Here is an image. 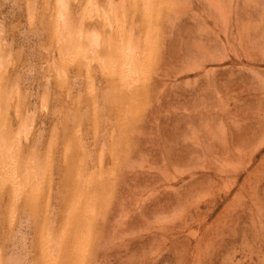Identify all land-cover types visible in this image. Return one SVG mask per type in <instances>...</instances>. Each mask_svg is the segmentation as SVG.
<instances>
[{"label":"rangeland","instance_id":"1","mask_svg":"<svg viewBox=\"0 0 264 264\" xmlns=\"http://www.w3.org/2000/svg\"><path fill=\"white\" fill-rule=\"evenodd\" d=\"M190 1L195 0L175 2L189 5ZM29 2L31 0H0V24L9 41L11 60L8 65L20 80V100L28 107L27 112L32 113V127L23 142H28L29 147H41L48 157H43L46 163L42 180L45 189H49L50 184L53 211L59 204L61 176L69 161L85 160L83 170L87 173L81 172L82 178L86 179L90 173L94 181L105 180L101 189L92 181L88 196L95 215L84 237L87 254L76 264H264V214L260 219L256 214L252 218L249 215L258 207L259 200L264 212V176L260 179L257 174L264 166V146L248 169L240 171L234 186L231 176L216 182L215 187L209 183L216 176L214 157L219 151L212 142L214 153L205 159H210L209 166L198 168L201 160L196 163L190 160L176 168L170 166L167 181L160 180L162 177L155 179V167L161 164V149H171V154L176 156L188 153L197 156L194 142L188 145L174 142L185 134L192 138L190 127L199 131L206 124L209 130L221 132L224 129L226 134L240 138L246 130L233 122L239 123L240 118L255 120V114L264 108L263 87L261 82L257 84L258 77L251 71L252 63L246 55L252 48V36L241 34L239 59L231 52H226L227 56L222 52L227 50L224 42L216 39L214 45V41L209 40L206 53L210 56H206L205 72L192 68L182 73L179 69L185 66L179 55L170 77L160 75L169 70L158 68L160 74L155 77L163 82L149 98H140L122 113L109 107L106 85H100L99 78H95L91 88L85 80L81 82L85 73H74V66H67V81L46 88V80L54 82L48 73L51 63L59 61V53L53 37L42 30L36 19L28 20ZM255 4L264 5V0ZM101 5L104 4L101 2ZM39 7L42 4H38ZM191 14L181 17L187 25L182 30L187 34L183 37L190 36V41L183 42L187 45L196 39L203 44V39L195 37L197 25ZM254 17V23H258L259 16ZM60 63L62 68L64 63ZM257 65L264 73V63ZM254 84L257 86L253 87ZM43 90H47V103L40 101ZM66 91L69 96L65 95ZM93 91L97 94L86 102V94ZM77 98L86 104L79 115L74 116ZM117 113L119 117L133 113L129 119L132 131H128L121 145L125 150L132 149L134 155L112 169L106 146L110 144L109 134L117 121ZM71 134L78 137L68 141ZM63 152L67 155L63 156ZM251 170L255 172L250 176ZM200 174L205 175L199 177ZM259 180H262L261 188L254 191L255 201L251 202L249 187ZM60 215L56 214L59 220L56 224L60 222ZM36 221L20 198L9 202L4 192H0V251L4 258H15L18 264H40L39 250L32 238L38 226Z\"/></svg>","mask_w":264,"mask_h":264},{"label":"bare ground","instance_id":"2","mask_svg":"<svg viewBox=\"0 0 264 264\" xmlns=\"http://www.w3.org/2000/svg\"><path fill=\"white\" fill-rule=\"evenodd\" d=\"M175 1L178 0H41V2L31 0L27 6L28 20L36 19L42 30L53 37L59 53V61L51 63L48 73L54 82L46 80V88L50 89L52 84L58 85L67 81V66H74L72 67L75 68L74 73L78 74L81 71L85 73L81 82L85 80L84 82L91 88L95 85V78L96 80L99 78V84L106 85L105 93L108 94L109 107L123 113L140 98H149L150 93H154L163 82L155 77L160 74L157 72L158 68L169 70L161 72L160 75L170 77L174 69L172 66L180 55L181 63L185 66L179 69L182 73L185 70L189 72L192 68L204 71L207 69L204 66L206 56H210L206 53L211 43L209 40H213L214 45L216 39L224 42L227 50L222 49V52L225 55L226 52H231L233 57L237 58L240 56L238 45L241 34L242 36L248 34L252 36V48L246 55L248 61L252 63L251 71L258 77L257 84L261 82L260 85L263 87L261 97L264 98V73L260 72L257 65L264 63V5L255 4L260 0H195L190 1L189 5ZM101 2L104 5H101ZM38 4H42V7L37 8ZM190 14L197 25L195 37L203 39L205 41L203 44L196 39H192L187 45L183 42L187 39L190 41V36L183 37V34L187 35L182 31L187 25L186 20L181 21V17L184 15L189 17ZM255 15L259 16L257 24L253 21L256 19ZM217 48L220 49V46L217 45ZM9 49V41L0 24V192H4L6 201L9 202L20 198L22 205L27 206L36 217L38 226L32 238L39 250L40 264H76L87 254L84 237L95 215L90 209L91 198L88 196L92 181L101 189L102 185H105V180L94 181L90 173L86 179L82 178L81 172L87 173L83 170L85 160L77 158L75 161H69L61 176L59 191L61 201L59 200L53 211L49 200L50 184L49 189H45L43 186L45 181L42 180L46 163L43 157L45 159L48 157L42 152L41 147H29L28 142H23L32 127V113L27 112L28 107L23 106L20 100L19 77L8 65V60H11ZM216 59L219 60L218 57ZM60 61L64 63L62 68ZM54 68L56 70H53ZM50 84L51 87L48 86ZM95 94L97 91L86 94L85 101L88 102ZM42 95L41 103H47V90H43ZM65 95L69 96V92L66 91ZM76 101L78 106L74 108L76 111L74 116L86 104H82L78 98ZM119 115L120 113H117V121L110 130V144L106 146L112 169H116L123 160L128 161L134 155L132 149L125 150L121 145L126 140L128 131H132L129 119L133 113L128 117ZM254 117L255 120L247 121L240 118L239 123L233 122L246 130L240 138L233 137L229 132L226 134L227 131L224 129L221 132L209 130L206 124L199 131L190 127L192 138L185 137V134L184 137L173 139L176 144L178 141L182 142L180 145L194 142L197 147L194 152V155H197L194 156L195 160L191 159L194 158L193 153L176 156L171 154V149L163 148L159 151L161 164L155 167V179L162 177L160 180L167 181L170 166L176 168L190 160L195 161L194 163L201 160V166L198 168L209 166L210 159L208 161L205 159L214 153L211 150L212 142L217 144L219 151L214 157L216 176L212 177L209 183L215 187L216 182L231 176L234 186L240 171L248 169L264 146V108ZM75 137L78 135L71 134L67 140ZM159 143L163 144L160 141ZM234 143L239 145L231 146ZM66 155V152H63V156ZM123 165L125 166L124 163ZM113 172L115 174L116 170ZM253 172L255 171H249L248 175L251 176ZM257 172L262 179L264 166ZM202 175L205 174L198 176ZM261 181L249 187L252 191L248 193L251 202L255 201L253 193L261 188L259 186ZM231 187L232 185L229 186ZM258 202V207L249 212L251 218L256 214L260 219L264 214L263 205L260 200ZM56 214H61L58 224ZM4 256L0 251V264H18L15 258Z\"/></svg>","mask_w":264,"mask_h":264}]
</instances>
